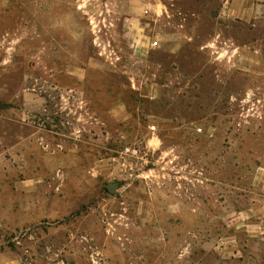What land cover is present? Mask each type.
I'll return each instance as SVG.
<instances>
[{"label":"rangeland","instance_id":"obj_1","mask_svg":"<svg viewBox=\"0 0 264 264\" xmlns=\"http://www.w3.org/2000/svg\"><path fill=\"white\" fill-rule=\"evenodd\" d=\"M0 104V264H264V0H0Z\"/></svg>","mask_w":264,"mask_h":264},{"label":"built area","instance_id":"obj_2","mask_svg":"<svg viewBox=\"0 0 264 264\" xmlns=\"http://www.w3.org/2000/svg\"><path fill=\"white\" fill-rule=\"evenodd\" d=\"M124 153L128 154V155H131V156H135V155L138 154V149L130 147V146H127V147L124 148Z\"/></svg>","mask_w":264,"mask_h":264},{"label":"water","instance_id":"obj_3","mask_svg":"<svg viewBox=\"0 0 264 264\" xmlns=\"http://www.w3.org/2000/svg\"><path fill=\"white\" fill-rule=\"evenodd\" d=\"M0 105H1V104H0ZM109 187L112 189L113 186L110 185Z\"/></svg>","mask_w":264,"mask_h":264}]
</instances>
